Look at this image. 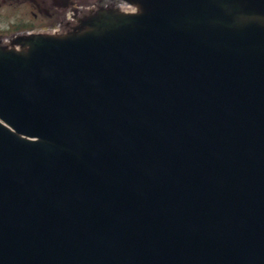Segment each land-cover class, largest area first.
Wrapping results in <instances>:
<instances>
[{
    "label": "water",
    "instance_id": "obj_1",
    "mask_svg": "<svg viewBox=\"0 0 264 264\" xmlns=\"http://www.w3.org/2000/svg\"><path fill=\"white\" fill-rule=\"evenodd\" d=\"M0 48V264H264V0H124Z\"/></svg>",
    "mask_w": 264,
    "mask_h": 264
},
{
    "label": "flooded vegetation",
    "instance_id": "obj_2",
    "mask_svg": "<svg viewBox=\"0 0 264 264\" xmlns=\"http://www.w3.org/2000/svg\"><path fill=\"white\" fill-rule=\"evenodd\" d=\"M14 9L12 15L3 7ZM102 9L129 13L124 0H0V48H14L17 37L25 35H64L80 25L85 17Z\"/></svg>",
    "mask_w": 264,
    "mask_h": 264
},
{
    "label": "rangeland",
    "instance_id": "obj_3",
    "mask_svg": "<svg viewBox=\"0 0 264 264\" xmlns=\"http://www.w3.org/2000/svg\"><path fill=\"white\" fill-rule=\"evenodd\" d=\"M2 9H4V12H6L7 14H9V15H12L14 12V9L13 8H11L10 6L8 7V6H6V7H3Z\"/></svg>",
    "mask_w": 264,
    "mask_h": 264
}]
</instances>
